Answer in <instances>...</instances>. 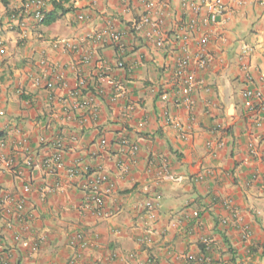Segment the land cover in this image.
<instances>
[{"label": "crops", "instance_id": "0c3cea01", "mask_svg": "<svg viewBox=\"0 0 264 264\" xmlns=\"http://www.w3.org/2000/svg\"><path fill=\"white\" fill-rule=\"evenodd\" d=\"M42 1L51 10L54 0ZM148 1L151 19L163 20L161 48L130 33ZM194 1L199 15L182 0H68L72 11L52 25L29 19L21 30L6 21L24 0H0V154L13 164L0 172V195L24 199L31 215L22 223L0 216V264H193L204 239L207 264H264V189L252 180L264 175V0H226L206 29L202 0ZM114 33L123 35L121 50ZM204 34L212 62L202 72L190 66L196 86L188 109L176 59L194 56ZM61 40L71 48H55ZM245 48L251 54L242 55ZM79 80L85 86L75 96ZM246 89L263 94L252 111ZM165 113L176 128L163 122ZM57 139L66 145L62 165L45 171ZM98 174L103 189L112 184L101 218L83 207L87 178ZM226 201L249 228L248 242ZM77 233L83 249L69 244Z\"/></svg>", "mask_w": 264, "mask_h": 264}, {"label": "built area", "instance_id": "2783aa9c", "mask_svg": "<svg viewBox=\"0 0 264 264\" xmlns=\"http://www.w3.org/2000/svg\"><path fill=\"white\" fill-rule=\"evenodd\" d=\"M90 1V0H86ZM226 0H202V7L204 10V17L201 21V26L203 28H208L211 25H214L216 23L217 18L221 17L226 9ZM45 3L42 0H24L22 7L11 14L8 15L7 21H6V27L8 28H18L21 30L25 29L26 23L29 19H32L33 21L39 23L42 19L43 11H44ZM147 9V13L142 18L134 21L130 25V30L132 31L134 36H137L141 39H144L147 42L153 43L156 47L161 48L165 43V31H164V25L163 20L160 18L151 19V10L155 7V3L153 1H148L145 5ZM182 7L187 8L191 10V12L194 15H199L201 8L197 3H195L194 0H182ZM193 23V22H192ZM181 31V30H180ZM123 35L121 33L117 34H111L110 41L119 44V49L121 50ZM201 49L194 55L191 56L186 51H183L181 56L176 59V69L178 72L179 77H181V81L183 83V101L182 103L186 106V108L190 109L192 100H191V93L194 90L196 86V80L195 75L193 72H190V66L194 64L196 70L198 71H205L210 66L212 59L211 57L205 52L204 47L208 45V38L207 36L201 35L198 42ZM55 48L62 47L64 50L71 48V46L68 44L67 41L61 40L57 42L54 45ZM252 49L251 48H245L242 51V55L251 54ZM51 67V66H50ZM119 67L122 68V64H119ZM49 71L51 72L54 81L55 82H61L62 77L60 74H58L54 68H49ZM246 81H251V76L247 74ZM36 83H38V80H36ZM52 86V84H51ZM85 86L84 81L79 80L78 87L75 89L74 95H79L82 88ZM243 98L249 102V110H254L257 108L259 104L263 101V94L260 91H253L246 89L243 92ZM92 103L91 100H88L86 102V106H90ZM207 105H212L211 103L207 102ZM163 122L167 125H171L174 128H176L175 123L172 122L171 117L168 114L163 115ZM261 119L257 121V126H262ZM180 132V131H179ZM183 132V133H182ZM181 132V138L184 139L187 136L186 131ZM18 143V142H17ZM21 144V141L18 143V145ZM119 144L121 146H125L126 142L124 140L119 141ZM6 143L4 140L0 139V149H4ZM102 145H104V142H102ZM66 145L64 144L63 140L57 139L54 142V150L53 152L48 155L42 162V168L45 171H51L55 167H59L62 165V157L64 153ZM218 147H221V144L218 145ZM249 153L252 155L256 154V150L254 146H251L249 149ZM12 161L7 159L4 154H0V172L3 170L4 167L9 168L12 167ZM29 165V164H27ZM13 170V167H12ZM17 174H20V170H16ZM66 173L69 177H74L77 174V169L75 166H70L66 169ZM213 175V174H211ZM167 180L179 184L183 181V178L181 176H176L173 174H169L166 176ZM202 176H197L195 180L197 182L202 181ZM252 180L255 182H259L261 184V188L264 189V175L263 176H253ZM106 182V178L102 174L95 175L93 177L87 178V185H86V199L84 202L83 207L91 212L93 215H95L98 218L104 217L106 215V210L104 206V200H105V193H109L112 189V184H108L107 189H103L102 186ZM24 191L28 192L29 188L27 186L24 187ZM224 207L229 211L231 214V218L235 221V223L238 226V233L240 236V240L242 242H248L251 239V232L249 228L243 224V220L241 218V215L237 213V211L232 208L231 202L226 201L224 204ZM146 208H151L152 204L150 202H147L145 204ZM14 216L17 220V222H27L31 215L29 211L25 208V200L24 199H15L9 194L2 193L0 195V216ZM227 222V221H226ZM223 222V223H226ZM19 237V236H16ZM148 242V240H146ZM70 246L73 247H79L81 249L85 248L87 246L86 241L84 240L82 234L77 233L75 234L70 240H69ZM202 246L204 247L205 253H201V256L199 259H192L193 264H207L210 261V258L208 255H206V252L211 249L210 247V241L207 239L202 240ZM37 248V243H34L33 249ZM5 264V263H3ZM69 264H73L70 262ZM95 264H101V263H95ZM143 264V263H140ZM146 264H151V261L148 260Z\"/></svg>", "mask_w": 264, "mask_h": 264}, {"label": "trees", "instance_id": "16d2710c", "mask_svg": "<svg viewBox=\"0 0 264 264\" xmlns=\"http://www.w3.org/2000/svg\"><path fill=\"white\" fill-rule=\"evenodd\" d=\"M67 1L68 0L51 1V3H50L51 10H49V11L44 10L43 11L42 19L39 22V24L48 27V26L52 25L53 23H55L60 17H62L66 13H69L70 11H72L71 7H67V8L64 7V3H66ZM11 13H13V12H11ZM11 13H9V14H11ZM130 33L133 34L132 31ZM117 48L119 49V44L117 45ZM0 139L5 141L2 133H0ZM225 243H226V241H225ZM37 245H38V243H37ZM229 251H230V253H233L232 250H229ZM201 253H205L203 246L201 249ZM206 255H207V252H206ZM233 260H234V258H232V261Z\"/></svg>", "mask_w": 264, "mask_h": 264}]
</instances>
